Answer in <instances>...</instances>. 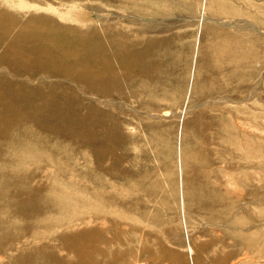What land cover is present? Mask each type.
<instances>
[{
  "label": "rangeland",
  "instance_id": "374dc122",
  "mask_svg": "<svg viewBox=\"0 0 264 264\" xmlns=\"http://www.w3.org/2000/svg\"><path fill=\"white\" fill-rule=\"evenodd\" d=\"M8 1L65 25L111 19L120 60L100 157L64 136L21 150L36 149L44 205L0 212V264H264V0ZM144 47L162 65L139 78ZM93 229L99 252L78 255L70 239Z\"/></svg>",
  "mask_w": 264,
  "mask_h": 264
},
{
  "label": "bare ground",
  "instance_id": "6f19581e",
  "mask_svg": "<svg viewBox=\"0 0 264 264\" xmlns=\"http://www.w3.org/2000/svg\"><path fill=\"white\" fill-rule=\"evenodd\" d=\"M10 7L13 1L0 0V212L16 204L22 216L31 218L44 205V185L33 184L42 172L29 167L36 149L21 150L48 146L47 138L64 136L101 156L109 115L104 99L118 95L119 77H112L111 71L116 72L113 65L120 60L119 30L106 17H82L79 25H65L14 13ZM155 54L146 47L135 51L132 65L139 78L158 71L162 61ZM5 224L7 219L0 217V228ZM75 236L80 240L70 242L78 255L99 252L96 244L102 236L97 229ZM86 239L94 245L88 248ZM7 247L0 239V252ZM37 258L21 254L8 264H33Z\"/></svg>",
  "mask_w": 264,
  "mask_h": 264
}]
</instances>
